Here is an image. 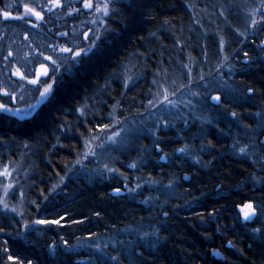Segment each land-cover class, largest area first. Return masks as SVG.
<instances>
[{"label": "trees", "instance_id": "trees-1", "mask_svg": "<svg viewBox=\"0 0 264 264\" xmlns=\"http://www.w3.org/2000/svg\"><path fill=\"white\" fill-rule=\"evenodd\" d=\"M23 3L43 11L44 20L30 17L39 25L34 27L0 16V89L15 94L11 99L0 91V101L25 111L35 106L23 120L0 113V169L12 174L0 176V199L8 204H0V264H19L9 255L24 264H264V216L246 221L241 211L247 202L264 206V127L255 115L264 116V30L250 24L259 0H116L127 20L116 14L99 28L98 47L79 63L63 61L69 54L51 45L73 47L75 40L84 47L95 39L99 21L91 23L95 15L82 8V0H64L65 8L53 12L40 7L47 0H0V8L15 15L24 12L18 7ZM69 4L81 10L66 15ZM40 52L62 66L56 70ZM41 62L56 78L45 99L37 85L14 74L19 69L31 78ZM201 74L226 107L184 89L170 99L191 105L166 106L176 110L163 116L169 126L156 136L147 131L158 112H149L147 104L156 91L153 80L170 91L189 83L191 91L206 93ZM248 87L255 91L247 93ZM113 105L122 122L145 133L137 135L136 148L105 158L119 172L101 175L91 161H75L89 129L102 118L108 123ZM81 106H89L84 116L77 111ZM231 111L241 117L239 127ZM235 140L248 144L253 155L236 152ZM116 187L119 195L113 194ZM60 216L59 225L34 223Z\"/></svg>", "mask_w": 264, "mask_h": 264}, {"label": "snow or ice", "instance_id": "snow-or-ice-1", "mask_svg": "<svg viewBox=\"0 0 264 264\" xmlns=\"http://www.w3.org/2000/svg\"><path fill=\"white\" fill-rule=\"evenodd\" d=\"M22 7L24 9V12H17L15 15L6 10V8H0V16L3 17L4 20H23L27 24H32L34 27H39V25L34 24L33 20L30 18L34 16L37 20H44V13L43 11H40L37 9V7L32 6L31 4L28 3H23L22 5L18 6ZM40 7H46L49 12H53L54 9H64L65 8V3L64 0H47V4L40 6ZM68 11L65 13L66 15L73 13V12H79L81 9L72 7L71 4L67 5ZM82 8L89 10L90 13L95 15V19L91 21L92 24L96 25L99 21V27L96 29V35L95 39L92 40L88 37L87 33H84L85 39H90V43L87 46H78L76 45L75 40L72 41L73 47H69L68 44H59V43H53L51 45V48L54 52H60V53H68L69 56L63 57V61H73L75 63L80 62V58L82 56L87 55L89 52L92 51L93 48H97L98 45L96 44V41L100 39V31L99 28H107L109 25V20L116 14L119 15H124L123 13L119 12V9L116 7V0H82ZM264 8V0H259V7H253L252 12H251V19H250V24L252 30H264V13H261V9ZM259 13V19H256L257 14ZM124 19L127 20V16L124 15ZM259 26V27H258ZM89 32H92L93 29H88ZM239 32L240 30L237 29ZM59 36L61 37H67L68 33L67 32H60L58 33ZM243 35V33H241ZM221 44H223V40H221ZM261 44H264V40L261 41ZM12 52L9 50L8 56H11ZM30 55V53L28 54ZM39 55L44 56V59L46 61H51V64L54 66L56 70H58L62 64L59 62L57 59H53V56L47 55L43 52H40ZM245 56L248 54L245 53ZM8 56H5L4 59L7 60ZM225 60H227V57H225ZM223 66V65H220ZM229 67V70L231 71V65H227ZM189 72H191V68H189ZM217 75L223 78L224 73L219 71V66L216 70ZM15 75L19 76L21 79L24 80H29L30 83L37 85V92L39 93V96L41 99H45L53 94V84L56 83V78L52 75H50V70L49 66L47 63H39L38 69L35 74L31 76V78L26 75L25 73L21 72L19 69H16L14 72ZM44 78V79H42ZM128 79H131L130 77ZM199 79L201 81H204L203 87L207 90L206 93H201V92H195L190 90V84L189 83H184L182 85H179L175 91H170L168 87H165L163 83L157 81L156 79L153 80V85L156 88L155 93L152 95V98L147 101V104L149 106V112L151 111L152 108H156L158 111L161 109V106H165L164 110L167 111L168 108L166 106H173V107H178L179 104H185V107L188 105H191L192 101L188 100L185 102L183 99L180 100H173L170 99V97L177 96L178 93L180 95H184V89H189V92L187 93L188 95L198 97L202 96L204 94L208 95V99L215 101L217 105H219L221 108L226 107L224 101L222 100L221 94L216 93V94H211L209 85L212 83L211 81H205L204 80V75L201 74ZM173 84H175V81H172ZM125 87H127V82L125 83ZM0 91H3L5 95H8L11 99H15V94L8 92L6 89H0ZM255 91L254 88L248 87L246 89L247 93H253ZM39 103V101H38ZM35 106L34 105H28L27 106V111L20 109V108H12L8 104L0 101V113H12L13 116H15L17 119L23 120L25 116L27 115V112H30ZM89 106H81L80 108L77 109L81 113V116H84L85 113L88 111ZM117 105H113V111L109 113V117L111 118L108 123L103 122V118L100 123H97L93 125L89 129V135L88 137H85L84 140V146L81 152H78L77 155L81 156V159L76 160L75 164H81L84 159H87L88 156H91L93 158H96L98 161V167L96 171L99 174H104V172L108 173H117L119 172V169L116 167H110L109 163H99L100 159V153L96 151L97 147H103L105 144H111V145H119L121 144L126 136L127 133L131 131V129L126 127V123L122 122L119 117L116 116L115 114V109ZM233 118H236L234 120V123L237 124L239 127L241 125V117L238 116V113L236 111H231L228 113ZM255 115L261 116V123L259 127H264V116L261 115V113H256ZM205 120L204 117H201V121L203 122ZM185 123L187 124V120H185ZM119 126V127H117ZM168 127L169 126V121L164 119L163 117L159 118L157 120L156 125L152 129H146L147 131H150L153 136L157 135V132L159 131L160 127ZM61 128L65 127L64 125L60 126ZM243 127L245 129H250L252 128V125L250 124H244ZM223 131V130H222ZM121 133H125V136H121ZM95 141H99V145H94ZM59 142V141H58ZM237 145H240L237 147ZM155 148L161 149V145L159 143H155L154 145ZM233 149L238 152L239 154H243L244 156H251L253 155L252 152H249V145L248 144H241L239 140H235L233 144ZM162 150V149H161ZM179 152H186L187 147L184 148H179L177 149ZM162 159L164 157H161ZM261 159H264V155L261 156ZM258 162V161H254ZM130 167L135 168L137 165L135 163H132L129 165ZM11 172L8 171L7 167H4L3 169H0V176L4 177H11ZM64 178L61 177V181ZM125 179H127L125 177ZM171 183V182H170ZM5 189V196L8 195L7 190L12 187L11 183L3 185ZM140 185L137 184V188H139ZM113 192L115 193H120L121 188L116 187L112 189ZM132 191H135V189H132ZM23 193H21L22 195ZM0 204H3L5 208H8V204L4 203L3 199H0ZM15 211V209H12ZM241 211L243 213V218L246 221H251L253 220L254 217L257 216H264V206L260 207L259 209L253 205L252 202H247L241 206ZM66 215V214H65ZM96 215H99V213H96ZM163 215L166 217L168 215L167 212H164ZM64 219L63 216H60L59 218L55 219H38L34 221L36 224H44V225H59L61 221ZM4 231L3 228H0V232ZM252 231L255 232H260L259 228H254ZM156 233L159 232V229L155 230ZM144 236L150 235L149 233H143ZM65 244H67V241H64ZM228 245L230 247H235L233 242L229 240ZM51 247L54 249L55 248V243L51 245ZM97 249H99L101 252L103 249H100V245L97 244L95 245ZM7 251V249H5ZM214 254H219L218 249H213L212 250ZM8 259L11 261H19V264H24V261L19 260V257H14L12 255L8 256ZM91 259V258H90ZM112 259H118V257H112ZM27 264H32V261H28Z\"/></svg>", "mask_w": 264, "mask_h": 264}, {"label": "rangeland", "instance_id": "rangeland-1", "mask_svg": "<svg viewBox=\"0 0 264 264\" xmlns=\"http://www.w3.org/2000/svg\"><path fill=\"white\" fill-rule=\"evenodd\" d=\"M193 107V106H192ZM194 109V113L192 114V116H195V109L196 107H193ZM191 109V108H190ZM157 110V109H156ZM155 111V110H154ZM176 110H167L165 111L164 108L160 109L158 112H156L155 116H152L150 118V121H152L154 119V122L157 123V120L159 119V117L162 114V117L165 116V113H174ZM159 113V114H158ZM126 127L131 129L130 132L127 133V136L125 138V140L117 145H111V144H105L103 147H97L96 151L98 153H100V159H99V163H103L105 161V158H107L108 160L111 158L110 155L114 154V153H121L124 152V150H126L125 148H127L128 150H130L131 148H136V146L140 143L138 138L139 135L144 134L145 132L143 130H141V128L136 127L135 125H130V123L126 124ZM142 132V133H141ZM138 135V136H137ZM121 136H125V133H121ZM99 141H95L94 145H99ZM90 159V161L92 162L91 164L95 166V168L98 167V161L96 158L93 157H89L88 160ZM95 162V163H94ZM93 166V167H94Z\"/></svg>", "mask_w": 264, "mask_h": 264}, {"label": "flooded vegetation", "instance_id": "flooded-vegetation-1", "mask_svg": "<svg viewBox=\"0 0 264 264\" xmlns=\"http://www.w3.org/2000/svg\"><path fill=\"white\" fill-rule=\"evenodd\" d=\"M158 151H160V149H157ZM178 153H180V152H178ZM85 161L87 162V161H90V160H88V158L87 159H85ZM161 161L162 162H166L167 161V158H166V160H163L162 158H161ZM81 174H83L84 172L82 171V172H80ZM81 182L83 181V177H81ZM125 188V187H124Z\"/></svg>", "mask_w": 264, "mask_h": 264}, {"label": "water", "instance_id": "water-1", "mask_svg": "<svg viewBox=\"0 0 264 264\" xmlns=\"http://www.w3.org/2000/svg\"><path fill=\"white\" fill-rule=\"evenodd\" d=\"M163 160H166V158L164 157ZM114 195H119L120 193H113Z\"/></svg>", "mask_w": 264, "mask_h": 264}]
</instances>
